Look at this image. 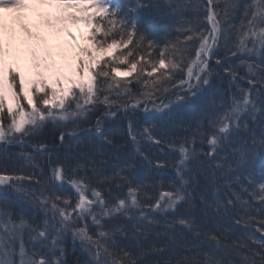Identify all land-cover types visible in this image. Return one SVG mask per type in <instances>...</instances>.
<instances>
[{
  "label": "snow or ice",
  "instance_id": "obj_1",
  "mask_svg": "<svg viewBox=\"0 0 264 264\" xmlns=\"http://www.w3.org/2000/svg\"><path fill=\"white\" fill-rule=\"evenodd\" d=\"M163 4L173 17L176 32L183 39L179 37L176 41L169 39L163 47H160L139 26V10L156 6L153 3H144V0H137L127 12L124 9L128 6L120 4L118 0H0V144L24 143L26 138L38 134L49 124L63 129L71 123L75 127L67 135L75 136L76 128L90 120L89 113H94L99 105H104L108 110L106 116L116 115V112L112 111L113 108L135 110L142 103L146 113L152 110L156 113H164V110L169 109L170 104L173 103L171 99L168 103H164L167 97H163V93L168 92L166 85L173 81L174 72L183 71L188 49L198 44L195 48V59L187 65V77L180 79L178 85H173L181 90L186 86V95L181 96L177 93V101L185 100L189 94L195 95L196 90L209 83V77L215 70L211 59L214 50L219 46H223L228 55L235 57L246 66L249 85H260L256 96L251 90L238 89L240 95L233 97L227 111L209 122L213 129L207 134L210 151L204 155L215 158L219 154V148L230 144L233 136L247 128L241 123L244 116L253 115L256 111L264 114V0H250L243 5H240L238 0H207L205 18L210 28L205 29H201L199 23V9L204 7L199 0H163ZM44 6L56 9L54 13L47 14L45 25L48 28H55L57 32H65L69 40L75 41L76 38L63 26L69 23L73 25L83 23L90 29L87 40L97 52H107L110 48L121 47L126 51H121L118 56L113 54L109 58L112 62L109 63V59L93 60L92 53L87 48L77 46L74 70L77 80L73 81L57 73L49 84L43 74L37 71L35 79L26 81L19 71L14 72L11 67H5L6 55L12 54L11 40L14 37L9 38V46L6 50L2 14L18 13L15 20L24 35L29 40L46 43L38 31H33V28H39V25L30 24L22 14L29 7ZM189 11L197 15L190 17L187 15ZM238 11H242V19L237 27L232 23L231 17ZM97 16L100 17L99 20L96 19ZM98 32L105 38L98 40ZM242 55L247 59H241ZM84 56L89 58L87 62L84 61ZM33 58L35 60V55ZM119 65L126 67L121 68ZM216 65L223 67L219 59L216 60ZM33 66L39 69L40 63L36 62ZM236 67L235 64H229L224 71L235 79ZM133 73L136 82L144 89L140 98L133 97L127 88L131 80L118 78L131 77ZM17 79H19L18 87ZM62 80H65L69 87H62ZM193 80L195 83L192 82ZM113 95L117 99H112ZM125 95L128 96L127 101L121 99ZM158 99L159 104L156 103ZM149 102L152 104V109L148 107ZM101 124L102 119L98 118L95 134L111 143V140L105 137ZM144 132L148 133L149 129L145 128ZM129 136L134 145L138 144L137 137L131 129ZM148 139L157 145L163 143L162 140H154L151 135ZM60 140L62 143L65 140L63 131ZM186 143L169 144V147L178 150L180 154L176 165L178 184L173 189L162 191L159 198L151 196L143 185H133L128 182L126 195H118L114 200L109 199L102 188L93 186V180L111 190L112 184L115 183L119 187L128 181V176L123 170L117 172L115 177L103 175L94 163L92 176L79 175L77 169L82 167L79 164L71 168V175L68 169L58 164L51 170L50 182H42L34 175L0 174V197H6L11 190L18 202L38 209L45 215L43 227L33 225L23 215L14 218L7 200L0 199V264H64L61 259L64 250L61 248L58 256L55 250L59 248L61 236L69 232L73 240H79L81 247L92 257V264H136L127 252L117 255L110 242L117 234L127 235L123 221L131 224L133 238L146 235L152 230L154 221L149 219L145 211V197L149 201L147 208L152 212L166 213L181 205H193L196 178L191 174L190 166L203 162L197 160V154L190 151ZM257 143L260 151L264 153V137H261L259 142L252 137L253 153ZM40 148L44 150L46 146L41 144ZM250 154L247 151L238 152L237 164L246 165ZM28 159L31 163H35L31 157ZM216 167L223 168V165L217 163ZM25 180H35L40 185L39 190H27L23 185ZM56 183L71 185L78 197L74 206L68 198L50 191ZM249 184L253 185V190L242 187L240 192H236L226 180L225 185L231 196L224 201L216 199L215 193L219 188L213 184L212 199L209 200L202 193L200 204L203 206L202 211L214 209L216 215L228 218L237 226H255V230L262 238L252 239L250 243L236 241L230 244L227 239L222 238L223 234L217 237L203 233L207 240L214 241V251L204 253L203 259H199L197 253L191 258H185L182 264H233L230 260L217 257L215 252L235 253L238 249H242L238 253L240 255L238 264H264V176L261 177L258 185L251 179ZM88 193L91 195L89 196ZM244 193L247 194V198ZM253 202L259 207H255ZM237 205L240 210L237 209ZM89 220L96 227L95 238L89 231ZM81 222L84 224L83 227L80 226ZM175 223L195 232L198 237L202 234L194 220L181 218ZM168 226L172 227V225ZM25 235L36 244L49 248L51 257L46 256L39 249L27 248L23 240ZM49 240H51L50 246L47 243Z\"/></svg>",
  "mask_w": 264,
  "mask_h": 264
},
{
  "label": "trees",
  "instance_id": "obj_2",
  "mask_svg": "<svg viewBox=\"0 0 264 264\" xmlns=\"http://www.w3.org/2000/svg\"><path fill=\"white\" fill-rule=\"evenodd\" d=\"M123 1L124 5L128 6L124 9L126 12L129 7L134 6L137 2V0ZM160 1L144 0V3H153L158 6ZM202 1H205L207 5V0H199L200 3ZM248 2L250 0H238L240 5ZM204 8L201 7L199 9L201 29L210 27L205 18ZM187 15L191 17L197 15V13L189 11ZM163 20L160 21L161 25L157 29L162 32L160 33V38H157L158 32L153 34L146 26L143 25L141 27L140 24L139 26L160 47H163L164 43L169 39L176 41L179 37L182 40L183 37L177 34V32L161 30L163 25L166 24ZM231 21L236 25L234 15H232ZM196 47H198V44L188 49L183 71L177 70L174 72L173 81L166 85L168 92L163 93V97H167L164 99V103H168L169 99L173 103L170 104L169 109L164 110V113H146L143 110L144 105L142 103L135 110L125 109L123 107L118 110L114 108L113 111L116 112V115L106 116L105 113L108 110L104 105H99L94 113H89L91 119L81 123L76 128L75 136L67 135L75 127L71 123L63 129L49 124L38 134H35L31 138H26L24 143L17 142L7 146L1 144L0 174L34 175L42 182H50L51 170L58 164L68 169L69 175H71V168L79 164L82 166L77 169L79 175L87 174L92 176V164L94 163L95 167L103 175L115 177L117 172L123 170V173L128 176L127 182L121 184L119 187L114 183L111 185V190L104 184L93 180V186L102 188L105 196L109 199L114 200L118 195H126L128 182L133 185H143L151 196L159 198L162 191L173 189L178 184L176 165L180 154L178 150L169 147V144L176 143L178 145L187 142L186 146L190 151H194L197 154V160L203 162L194 163L190 166L191 174L196 178L194 191L195 201L193 205L189 206L185 204L178 206L175 210L170 209L166 213H158L152 212L147 208L149 201L145 197V211L148 213L149 219L154 221L152 230L146 235L133 238L131 224L123 221L122 223L124 224L127 235L117 234L110 242L113 244L116 254L123 255L124 252H127L130 258L136 261V264H182L185 258H191L197 253H199L198 258L203 259L204 253L214 251V241L207 240L203 233L217 237H221V234H223L222 238L227 239V242L230 244L236 241L250 243L252 239L260 240L257 237L261 234L255 230V226H237L228 218L216 215L214 209H209L207 212L202 211L203 206L200 204V195L203 193L211 200V186L213 184H216L219 188L215 193L218 201H224L227 197L231 196V192L228 191L225 185L226 180L231 185L233 191L240 192L242 187L253 190V185L249 184V179L257 185L261 181V177L264 176V171L257 172L256 168H262L264 170V154L256 155L253 153L250 151L252 148L249 144L239 146L230 142V144L218 149L219 154L215 158L204 155L210 151L207 135L210 132L205 128L206 122L210 119H217L226 112L223 102L225 99L228 100L227 95H229L232 89L234 90L235 87L240 85L244 89L247 88L249 83L243 84L241 80H248L247 77L249 74L248 72L242 71L239 66L236 67L237 76L235 79L226 73L224 68H227L229 64H236L239 60L228 55L223 46H219L214 50V55L211 59V64L215 70L209 77V83L202 85L199 90H196L195 95L189 94L185 100L177 101V93L181 96L186 95V86L181 90L178 86L173 85H178L180 79L187 77L184 74V70L186 71L184 67L187 68V65L195 59ZM122 51H126V49ZM217 59L221 61L223 67L216 65ZM111 62L109 60V63ZM193 70L197 71L195 68ZM241 77L245 78L242 79ZM130 80L132 82L127 85V88L133 97L140 98L141 93L144 91L143 86L136 82L135 74ZM192 82L195 83L194 80ZM111 98L117 99L115 95ZM21 99H23L22 96ZM121 99L127 101L128 96L125 95ZM156 101L160 103L159 99ZM148 105L149 109H152V104L150 103ZM98 118L102 119V130L104 131L105 137L111 140V143L95 134V124ZM195 127L204 129L205 132L200 131L198 133L194 130ZM145 128L149 129L148 133L144 132ZM130 129L137 137L138 144L136 145L133 144L129 136ZM61 131L65 133L63 143L60 140ZM259 134L260 136L263 135L261 132ZM149 135L154 140H162L163 143L159 145L153 143L148 139ZM41 144L46 146L44 150L40 149L36 152L27 151L29 146L38 149ZM137 148L139 151H137ZM241 149L251 153L246 165L237 164V154ZM21 153H27V155L25 157H19ZM253 156L257 157L256 160L253 159ZM29 157L34 160V164L29 161ZM217 163L222 164L223 168H217ZM23 185H26L29 191H38L40 188V185L35 180H25L23 181ZM68 189L69 191L72 190L70 184L60 185L56 183L50 191H53L56 195L68 198L71 202H75L77 197H74V194H68ZM88 195L90 196L91 193H88ZM244 196L247 198L246 193H244ZM253 204L255 207H259L256 202H253ZM28 207L31 208L32 213L36 216L35 220L30 221V223L43 226L44 224L42 223L45 220L44 213L38 209ZM237 209L240 210L239 205H237ZM233 215H235V212ZM181 218L194 220L199 226L198 230L202 234L198 237L195 232L175 223ZM168 225H172V227ZM80 226H84L83 222H81ZM88 228L95 238L96 227L92 225L91 220L88 221ZM66 235L67 237L63 235L66 255L68 254V247L72 245L74 250L73 255L77 260L76 264L78 262L80 263L78 259H82L83 257L87 260L84 259L81 264H92L91 257L81 247L80 241H74L70 232ZM94 251L95 249H93ZM241 251L242 249H238L235 253H222L217 251L215 255L230 260L233 264H238L240 260L238 253ZM64 261L69 264L67 257Z\"/></svg>",
  "mask_w": 264,
  "mask_h": 264
},
{
  "label": "bare ground",
  "instance_id": "obj_3",
  "mask_svg": "<svg viewBox=\"0 0 264 264\" xmlns=\"http://www.w3.org/2000/svg\"><path fill=\"white\" fill-rule=\"evenodd\" d=\"M56 11L55 8L52 7H29L27 9H25V11L22 13L26 18H27V22H29L30 24H34V25H39V28H33V31H38L39 34H44V33H48L49 35H46L45 38V44H47V48L49 47V50L51 52V54L49 55H45L44 53L42 54V49L44 48L42 45H44V43H40L38 41L35 40H29L24 33L20 30L19 27V23L15 20V17L18 15V13L15 12H5L2 14L3 18H4V26H5V45H6V50L8 49L9 46V38L10 37H14V39L11 40V51L12 54L10 55H6L5 57V67H10V63L11 65H13L15 68L17 69H21L22 74L24 75V77L26 75H28V77L30 79H35L36 78V72L39 71L43 74V77L45 78L44 73L46 72L45 69L42 68L43 62H46L47 60L52 61L54 58L55 60L58 59L59 57L54 55L51 56L52 54H54V52L58 49H60V53L66 58V60L70 59L71 57L76 59L77 56V46L79 47H84L86 48V44L83 41V38H85L84 35V29L82 26H76V27H71V28H67V25H64L63 27H65L67 29V31H70L73 36H75V41H71L68 39V37H64V35H66L65 32H57L55 28H48L45 23L44 20L47 17V14L49 13H54ZM37 13H43L45 15L41 16L38 15ZM241 11L239 12H234V18L236 19V26L238 27L241 23ZM69 26H72L71 24H69ZM63 33V34H62ZM110 37H108L109 39ZM29 43V44H28ZM66 48H64V45H66ZM30 46V48H29ZM55 47H59V48H55ZM88 49V48H87ZM89 50V49H88ZM28 51H30L28 53ZM90 51V50H89ZM32 52V54H31ZM37 53V55L35 54ZM35 55V60L33 58V56ZM45 57V58H43ZM52 57V58H51ZM93 60L97 59V57L92 56ZM84 61L87 62L88 58L86 59V57H83ZM242 59H247L245 56L242 55ZM258 61V58H257ZM39 62L40 63V68L36 69L33 65L34 63ZM251 62V61H249ZM236 66H239L241 68L242 71L244 72H248L247 68L245 65L241 64L240 61H238L236 64ZM70 70V69H69ZM69 70L67 69V72H69ZM27 72V73H26ZM66 72V71H64ZM64 76H68L67 73H64ZM195 81V80H194ZM241 82L243 84H248V80L244 79L241 80ZM254 96L257 95V90L260 89V85L256 84L255 86L253 85H249L247 88H243L240 86L235 87V89L232 91H230L228 96V100L225 99L223 104L225 105L224 110L227 111L228 107L231 105L233 97L236 96L238 97L240 95V92L238 91V89H244V90H250ZM258 109L260 108V104H257ZM215 120V119H210L208 122H206L207 124L205 125V128L208 132L213 131V129L211 128L210 125V121ZM242 124L246 125L247 128L246 129H242L237 135L233 136L231 142L234 144H237L239 146H243L245 144H249L250 147L252 148V137H255L257 142H259V140L261 139V137H264V114H262L260 111H256L253 115H248V116H244L243 120L241 121ZM203 128V127H202ZM197 129H199L200 131H204V129H201L199 127H195L194 130L197 132ZM263 134L262 136H260V133ZM241 143V144H240ZM15 144V143H13ZM10 145V144H9ZM7 146V145H5ZM41 148L35 149V147L33 146H29L27 151L30 152H36L39 151ZM243 151L242 149L240 150V152ZM253 152V150H250ZM254 153L256 155H262L264 153H262L260 151L259 148V143H257V147L254 150ZM25 155H27V153H21L19 155V157H25ZM256 156H253V159L256 160ZM256 171H264L262 168H256ZM9 192H11V190H9ZM6 198V197H4ZM9 203L11 204V206L13 208L18 207L16 202L14 201H9ZM26 207H28V205H25ZM257 238L261 239V235H259ZM40 247V245H38ZM41 249L44 250V247H42Z\"/></svg>",
  "mask_w": 264,
  "mask_h": 264
},
{
  "label": "rangeland",
  "instance_id": "obj_4",
  "mask_svg": "<svg viewBox=\"0 0 264 264\" xmlns=\"http://www.w3.org/2000/svg\"><path fill=\"white\" fill-rule=\"evenodd\" d=\"M201 1V0H200ZM204 7H206V3H205V1H202V3H201ZM205 9V8H204ZM190 12H192V11H190ZM145 13L146 14H148L149 15V19H148V23H149V26H147V27H149V29L150 28H152L150 31L153 33V34H155L156 32H158V37L157 38H160V33H162V32H160L159 30H157L158 29V27H159V25H161V20L162 19H164L163 20V22H166V24H164L163 25V27H162V31H172V32H176V30H175V27H176V25H175V23H174V20H173V17L169 14V11H168V9H167V7L166 6H164V4H163V0H161L159 3H158V6H155V7H152V8H150V9H147L146 10V12H144V11H142V15H145ZM199 14V13H198ZM202 18V17H201ZM96 19L97 20H99L100 19V17L99 16H97L96 17ZM70 24V23H69ZM69 24L67 25V28H73V27H76V26H82L83 27V29H84V35H85V38H83V41H84V43L86 44V48H88L89 50H90V52L92 53V56H94L95 55V57H97V59H101V60H103V59H109L113 54H115V55H119V53L124 49L123 47H121L120 49H116V48H110V49H108V51L107 52H103V51H101V52H97L96 51V49H95V47L91 44V43H89L88 42V40H87V34H88V32L90 31V29L88 28V27H86L83 23H80V24H76V25H73V24H71L72 26H69ZM210 26V25H209ZM165 27H166V29H165ZM210 28V27H209ZM63 34V33H62ZM177 34H179V33H177ZM46 35H49L48 33H44V34H40V36L41 37H43V39L45 40V38H46ZM64 37H67V35H64ZM105 37L102 35V33H100V32H98L97 33V39L98 40H102V39H104ZM109 39H111V37L109 38ZM117 39H119V37H117ZM29 44V43H28ZM44 48L41 50L42 51V54L44 53L45 55L47 54V55H49V54H51V52H50V50H49V47L47 48V44H45L44 43V45H42ZM66 46H67V44L66 45H64V48H66ZM29 48H30V46H29ZM55 48H59V47H55ZM30 51H28V53H29ZM31 54H32V52H31ZM36 55H37V53H35ZM54 55H56V56H58L59 58L58 59H54V58H52L53 59V62L52 61H50L49 62V60H47L46 62H43V65H42V68L43 69H45L46 70V72L44 73V75H45V80L49 83V84H51L52 83V81H53V79H54V77H55V75L57 74V73H61V74H63L64 75V73H67L68 74V76H69V78H71L73 81H75V80H77L78 79V77H76V75H75V62H76V59H74V58H70L69 60L67 59L66 60V58L60 53V49H58V50H56L55 52H54V54H52L51 56H54ZM86 57V59L88 58L87 56H85ZM43 58H45V57H43ZM89 59V58H88ZM109 60H111V59H109ZM186 63V62H185ZM188 64V63H187ZM10 67L13 69V71L15 72V71H19L21 74H22V71H21V69H17V68H15L13 65H11V63H10ZM119 67H121V68H124V67H126V66H124V65H119ZM185 69H186V71L184 70V74L187 76V71H188V69L186 68V67H184ZM67 69L69 70V72H67ZM64 71H66V72H64ZM27 73V72H26ZM135 73H133V75H134ZM132 75V76H133ZM131 76V77H132ZM131 77H122V76H120V77H118L119 79H128V80H130L131 79ZM25 80L27 81V80H31L29 77H28V75H26L25 76ZM230 80V79H229ZM17 82H18V85H19V79H17ZM61 86L62 87H65V88H67V87H69V85L67 84V82L65 81V80H62L61 81ZM156 103H157V101H156ZM159 103V102H158ZM157 103V104H158ZM148 104H150V103H148ZM149 106V105H148ZM6 107H7V102H6ZM25 107H26V105H25ZM114 109V108H113ZM113 109H112V111H113ZM149 114H156V112L154 111V110H152ZM26 188V187H25ZM27 190H29L28 188H26ZM68 194H74V197L76 196L77 197V195H76V193H75V191H74V189H72V190H70L69 191V189H68ZM78 198V197H77ZM71 202V201H70ZM76 202V201H75ZM75 202H71L72 204H73V206L75 205ZM24 203H22V204H18L17 206L18 207H16V208H13V210H11L10 209V211L12 212V214H13V217L14 218H18L20 215H23L24 217H26L27 218V220L30 222H32V221H34L35 220V215L32 213V211H31V208H26V206L25 205H23ZM42 224H44V223H42ZM34 225V224H33ZM40 225V224H39ZM38 225V226H39ZM44 226V225H43ZM43 226H40V227H43ZM64 236H66L67 237V235H64ZM64 236H61V238H60V240H59V248H57L56 250H55V252H56V255L58 256L59 255V250L62 248V246H64V244H65V239H64ZM24 240V243H25V246L27 247V248H30V249H32V250H36V249H39L41 252H43L46 256H49V257H51V251H50V249L49 248H44V250L43 249H41L42 248V246H38V244H36V242L35 241H32L27 235H26V239H23ZM48 245L50 246L51 245V240H49L48 242ZM62 243V244H61ZM62 246H61V245ZM62 249H64V248H62ZM72 251H73V249H70V251L68 252V254L67 255H63V257H61V259L63 260V262H64V259L67 257V260L69 261V264H76V262H77V260L74 258V255H72ZM87 260L85 257H83L82 259H78L79 261H80V263L78 262V264H81L82 262H83V260ZM91 259H92V257H91ZM64 264H67V263H65L64 262Z\"/></svg>",
  "mask_w": 264,
  "mask_h": 264
}]
</instances>
